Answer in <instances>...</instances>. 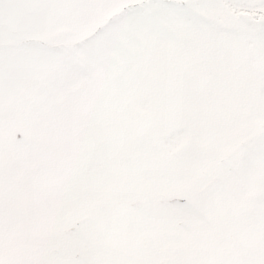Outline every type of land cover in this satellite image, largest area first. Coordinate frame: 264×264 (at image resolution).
Returning <instances> with one entry per match:
<instances>
[{
    "label": "snow or ice",
    "instance_id": "snow-or-ice-1",
    "mask_svg": "<svg viewBox=\"0 0 264 264\" xmlns=\"http://www.w3.org/2000/svg\"><path fill=\"white\" fill-rule=\"evenodd\" d=\"M0 264H264V0H0Z\"/></svg>",
    "mask_w": 264,
    "mask_h": 264
}]
</instances>
